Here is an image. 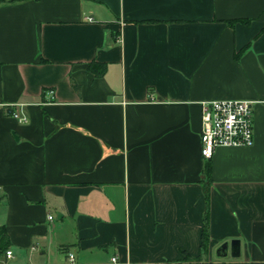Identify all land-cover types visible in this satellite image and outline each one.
Masks as SVG:
<instances>
[{
  "label": "crops",
  "instance_id": "crops-1",
  "mask_svg": "<svg viewBox=\"0 0 264 264\" xmlns=\"http://www.w3.org/2000/svg\"><path fill=\"white\" fill-rule=\"evenodd\" d=\"M208 99L253 101L252 144L201 156ZM0 233V264H264V0H0Z\"/></svg>",
  "mask_w": 264,
  "mask_h": 264
},
{
  "label": "built area",
  "instance_id": "built-area-1",
  "mask_svg": "<svg viewBox=\"0 0 264 264\" xmlns=\"http://www.w3.org/2000/svg\"><path fill=\"white\" fill-rule=\"evenodd\" d=\"M53 93L52 90L49 91ZM253 101L244 99H208L200 102V152L204 159L211 158L218 146H247L253 142ZM7 107V111L21 122H26L27 114L21 108ZM52 218L51 215L48 216ZM0 250H2L0 248ZM7 258L12 250H2ZM67 261L77 264L74 253L67 254ZM116 256L110 263L116 264Z\"/></svg>",
  "mask_w": 264,
  "mask_h": 264
},
{
  "label": "trees",
  "instance_id": "trees-1",
  "mask_svg": "<svg viewBox=\"0 0 264 264\" xmlns=\"http://www.w3.org/2000/svg\"><path fill=\"white\" fill-rule=\"evenodd\" d=\"M87 69L92 72L96 77L103 76L106 71H107V63L105 62H97V61H91L87 65ZM72 85L75 89L78 88V85L72 81ZM204 171L205 175L207 177V185H205V202H206V207L205 211L203 214V221H204V226L202 228L201 232V250L206 251L208 247V242H209V182L211 179V165L209 162H205L204 165ZM3 234L0 233V239H2ZM3 248L4 247H0ZM185 260L192 259V256L186 254L184 257ZM204 264V263H202Z\"/></svg>",
  "mask_w": 264,
  "mask_h": 264
},
{
  "label": "water",
  "instance_id": "water-1",
  "mask_svg": "<svg viewBox=\"0 0 264 264\" xmlns=\"http://www.w3.org/2000/svg\"><path fill=\"white\" fill-rule=\"evenodd\" d=\"M231 254L233 256L238 255L239 248H238V240H231ZM227 245L228 242H223L216 251L217 256H225L226 255V250H227Z\"/></svg>",
  "mask_w": 264,
  "mask_h": 264
}]
</instances>
